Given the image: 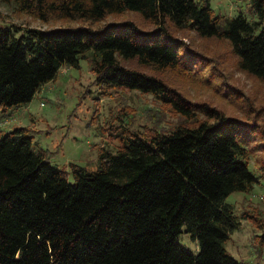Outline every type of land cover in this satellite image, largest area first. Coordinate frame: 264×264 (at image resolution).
I'll return each mask as SVG.
<instances>
[{
  "label": "trees",
  "instance_id": "16d2710c",
  "mask_svg": "<svg viewBox=\"0 0 264 264\" xmlns=\"http://www.w3.org/2000/svg\"><path fill=\"white\" fill-rule=\"evenodd\" d=\"M12 1L42 21L81 23L0 27V108L30 101L61 65L87 57L98 87L151 93L194 124L150 134L111 126L119 146L101 148L96 169L54 165L25 126L0 132V264H242L224 247L239 223L226 197L257 182L248 163L257 124L122 60L189 68L199 55L175 33L193 30L226 39L241 70L264 80V0H238L251 18L214 12L209 0ZM125 10L151 27L129 19L93 26ZM253 220L264 245V221ZM183 225L196 252L179 241Z\"/></svg>",
  "mask_w": 264,
  "mask_h": 264
},
{
  "label": "rangeland",
  "instance_id": "374dc122",
  "mask_svg": "<svg viewBox=\"0 0 264 264\" xmlns=\"http://www.w3.org/2000/svg\"><path fill=\"white\" fill-rule=\"evenodd\" d=\"M209 3L214 12L229 16L240 12L251 18L246 1L209 0ZM126 19L143 28L151 27L133 10L108 14L93 26ZM80 23L64 19L42 21L29 12L18 10L12 0H0V27L13 24L24 28H49ZM175 34L199 53L194 52L199 58L189 63V68L156 69L140 65L135 59L122 60V63L160 77L192 101L208 103L226 115L255 121L258 132L248 145V163L257 182L249 191H233L226 197L233 205L239 223L229 234L224 247L242 264H264V245L257 241L261 229L253 220L257 217L264 221V173L261 167L264 166V80L241 70L226 39L201 37L193 30ZM85 54L90 55L89 52ZM94 79L87 57H79L75 65H61L55 77L43 83L30 101L0 108V132L25 126L32 135L34 148L46 151L54 165L69 169L70 163H77L96 169L101 148L115 151L119 146L117 136L107 131L111 126L122 125L150 134L154 129L169 130L179 124H194V119L170 110L151 93L124 88L104 90ZM68 179L73 181L71 172ZM184 229L185 225L179 234L180 243L196 252L197 240Z\"/></svg>",
  "mask_w": 264,
  "mask_h": 264
}]
</instances>
